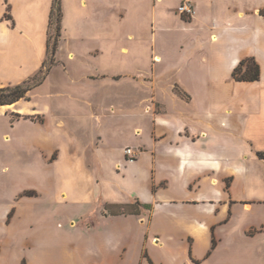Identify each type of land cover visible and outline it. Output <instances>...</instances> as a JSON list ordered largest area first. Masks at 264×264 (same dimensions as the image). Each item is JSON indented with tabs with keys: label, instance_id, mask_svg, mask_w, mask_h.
Masks as SVG:
<instances>
[{
	"label": "crops",
	"instance_id": "obj_1",
	"mask_svg": "<svg viewBox=\"0 0 264 264\" xmlns=\"http://www.w3.org/2000/svg\"><path fill=\"white\" fill-rule=\"evenodd\" d=\"M106 3L79 0V7ZM191 3L192 16L178 24L184 52L157 55L154 35L152 55L141 59L150 70L133 74L131 101L119 96V112L94 122L85 116L107 108V76L126 74L81 75L79 112L63 119L69 148L37 140L42 184L0 203V264H264V191H239L251 182L264 189V0ZM247 58L258 64L259 80L237 82L232 72ZM145 84L147 109L134 91ZM92 124L95 139L86 133ZM127 147L138 152L133 163ZM0 168L6 177L10 160ZM22 171L31 172L27 164ZM49 192L54 197L45 198ZM135 201L149 209L121 213Z\"/></svg>",
	"mask_w": 264,
	"mask_h": 264
},
{
	"label": "rangeland",
	"instance_id": "obj_2",
	"mask_svg": "<svg viewBox=\"0 0 264 264\" xmlns=\"http://www.w3.org/2000/svg\"><path fill=\"white\" fill-rule=\"evenodd\" d=\"M106 1V7L101 4L83 10L79 7V0H59L62 15L60 37L52 61H49L47 39L49 34L54 35L55 32L53 27L49 28L48 20L54 0H0V87L28 80L43 63L48 67L45 81L28 93L29 101L21 100L14 107L0 108V165L6 158V162L10 160L11 168L6 177L1 174L0 168V203L5 204L23 190L42 184L41 169L34 152L37 140L63 150L69 148L71 136L68 128L71 125L63 119L72 117L70 113L79 112L76 101L84 98L86 86L78 81L82 74H126L123 81L121 77L107 76V108L93 107L89 113L85 110V116L88 115L94 122L102 112H119L114 106L119 96H125L126 102L131 101L133 74L150 70L149 64L142 60L146 61L148 55H152L154 35L157 55L184 52L179 45L182 35L178 24L189 18L185 19L177 13L180 0ZM128 35H133L136 40L128 39ZM137 40H140V45L136 43ZM122 47L124 52L121 51ZM71 53L76 56V60L70 61ZM41 57L44 59L38 69ZM87 78L83 76L82 80ZM148 79L145 77V80ZM134 91L143 95L147 109V85ZM14 110L28 112L35 116V121H42L44 126L31 122L29 116L16 117L17 111ZM60 119L65 122H58ZM86 128V133L93 139L98 133L97 126L92 124ZM89 135H84L86 139L83 137L85 141H81L83 152ZM26 141L29 143L27 146ZM26 149L32 152L26 153ZM56 156L55 153L54 159ZM62 159L68 162L71 157L67 155ZM79 159L83 165L86 160L83 154ZM26 164L31 170L28 174L22 171ZM61 169L60 174L65 176ZM260 186L251 182L245 190L239 191L259 196L264 191ZM29 194L37 195L34 192ZM44 197L52 198L54 195L49 192Z\"/></svg>",
	"mask_w": 264,
	"mask_h": 264
},
{
	"label": "trees",
	"instance_id": "obj_3",
	"mask_svg": "<svg viewBox=\"0 0 264 264\" xmlns=\"http://www.w3.org/2000/svg\"><path fill=\"white\" fill-rule=\"evenodd\" d=\"M61 9L59 5V0H54L52 8L49 14L48 26L49 28H54V35L49 34L47 39V56L49 61H52L54 56L58 39L60 37V23H61ZM185 18V17H184ZM186 19V18H185ZM48 67H45V63L42 64L41 68L36 74L30 77L28 80L13 86L0 87V107L9 106L15 104L21 100L29 101L28 93L40 86L47 76ZM259 66L252 58H247L238 64V66L232 72V78L237 82H255L259 80ZM179 95L185 97L180 91H177ZM16 117H21V115L16 114ZM24 195L29 196V192L24 193ZM149 209V206L142 205L138 201H135L133 205L123 206V214H134L139 215L140 209ZM215 246V241H212V247Z\"/></svg>",
	"mask_w": 264,
	"mask_h": 264
},
{
	"label": "built area",
	"instance_id": "obj_4",
	"mask_svg": "<svg viewBox=\"0 0 264 264\" xmlns=\"http://www.w3.org/2000/svg\"><path fill=\"white\" fill-rule=\"evenodd\" d=\"M177 13L182 17L190 18L193 14V6L191 4V0H180ZM124 155L128 163H133L137 160L138 152L131 147H127L124 149Z\"/></svg>",
	"mask_w": 264,
	"mask_h": 264
},
{
	"label": "bare ground",
	"instance_id": "obj_5",
	"mask_svg": "<svg viewBox=\"0 0 264 264\" xmlns=\"http://www.w3.org/2000/svg\"><path fill=\"white\" fill-rule=\"evenodd\" d=\"M156 61H158V59H156Z\"/></svg>",
	"mask_w": 264,
	"mask_h": 264
}]
</instances>
